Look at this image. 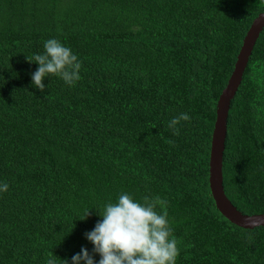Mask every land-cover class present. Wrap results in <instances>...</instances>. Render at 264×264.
I'll list each match as a JSON object with an SVG mask.
<instances>
[{
    "label": "trees",
    "instance_id": "16d2710c",
    "mask_svg": "<svg viewBox=\"0 0 264 264\" xmlns=\"http://www.w3.org/2000/svg\"><path fill=\"white\" fill-rule=\"evenodd\" d=\"M262 11L264 0H0V264H72L81 248L98 264L85 233L122 193L166 201L176 264H264V226L229 222L209 187L217 100ZM49 39L78 57L81 79L49 75L41 92L34 56ZM222 177L238 210L264 213V28L230 103Z\"/></svg>",
    "mask_w": 264,
    "mask_h": 264
},
{
    "label": "clouds",
    "instance_id": "9594fccd",
    "mask_svg": "<svg viewBox=\"0 0 264 264\" xmlns=\"http://www.w3.org/2000/svg\"><path fill=\"white\" fill-rule=\"evenodd\" d=\"M44 48V54L34 56L39 67L31 78L37 89L44 92L43 79L49 75L60 77L69 86L81 79V63L70 48L56 39L47 40ZM188 120L189 115L181 113L169 122L168 127L178 135L177 125ZM8 188L7 183L0 184V192H6ZM165 205L166 201L158 196L144 197V202L140 203L127 193H122L116 203H108L100 213L102 221H98L91 232L85 233L86 239L94 245L93 253L101 257L98 264H176L179 249L172 236L167 212L163 211ZM158 206L161 212H157ZM81 262L96 264L86 248H81V252L72 257V264ZM48 264H54V261L50 259ZM63 264H68L67 260Z\"/></svg>",
    "mask_w": 264,
    "mask_h": 264
},
{
    "label": "water",
    "instance_id": "95a60500",
    "mask_svg": "<svg viewBox=\"0 0 264 264\" xmlns=\"http://www.w3.org/2000/svg\"><path fill=\"white\" fill-rule=\"evenodd\" d=\"M263 28L264 11L259 13L252 20L246 31L231 75L217 100L216 118L211 135L209 155V187L215 206L220 214L229 222L244 229H253L258 226H264V213L252 215L244 214L231 203L223 188L222 160L230 103L241 84L249 57Z\"/></svg>",
    "mask_w": 264,
    "mask_h": 264
}]
</instances>
